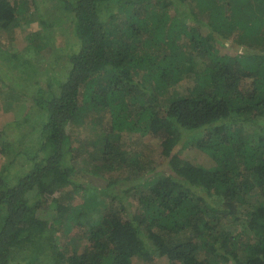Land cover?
Returning <instances> with one entry per match:
<instances>
[{
    "label": "trees",
    "instance_id": "obj_1",
    "mask_svg": "<svg viewBox=\"0 0 264 264\" xmlns=\"http://www.w3.org/2000/svg\"><path fill=\"white\" fill-rule=\"evenodd\" d=\"M38 5L0 43V264H264V0H0V34Z\"/></svg>",
    "mask_w": 264,
    "mask_h": 264
},
{
    "label": "rangeland",
    "instance_id": "obj_2",
    "mask_svg": "<svg viewBox=\"0 0 264 264\" xmlns=\"http://www.w3.org/2000/svg\"><path fill=\"white\" fill-rule=\"evenodd\" d=\"M33 16H34V21H32L30 24L28 23H23L19 21L18 18V22L16 24V27L14 26H10L9 29H7L6 31H4L3 33L0 34V43L3 44L4 46L9 47V49H13L16 48L21 50V52L23 53V55H27L31 56L32 52H34V48L35 46L38 45V39L35 38L34 34L37 33H41L42 29L40 27V23L37 21L38 17H43V18H47L48 15L47 13H45L44 11H39V5L37 8V11H33ZM64 25V24H63ZM47 29L45 28V31ZM50 30L52 31L53 34V42L55 45L58 46V44L60 43L57 39V34L56 32H60V33H64V30L60 27L54 26L52 29L50 28ZM30 33H33V35H31ZM58 33V34H60ZM65 45V43H64ZM45 53V52H42ZM49 58L51 59V55H48ZM191 81L189 79H185L182 80L181 82H179L175 87L176 90L178 92H185L191 85ZM11 92L9 94H7L5 97L10 98L11 97ZM18 98V99H17ZM8 100L10 101H14L13 99H5L2 102L0 101V105H1V110L2 112H9V111H5L4 109V102H8ZM28 101V98H25L24 96H21L19 98V96H16V102L18 105H23L26 104ZM17 112V111H16ZM14 117H17L18 114L14 112ZM6 119H8L7 117H5ZM10 118V117H9ZM6 119H4L3 117H0V129L5 128V124L6 127H8V129L6 130L7 132L5 133V135L8 134V138H11L12 140H18V136L15 133V131L13 130V121L12 119L7 121L8 123H6ZM10 125V126H9ZM80 130V135L81 136H87L88 138H91L92 134H90V132L87 131V127L85 125H82L79 127ZM131 138L133 137H128L127 139L124 140V144H123V148H131L132 146H137L138 148H140L141 150L145 151L146 153L151 154L150 152H152L153 154H155L156 156H158V153L160 152V145L157 139H150V140H141L140 138H136L135 140H131ZM29 139V138H28ZM27 138H24L25 142L22 144H27L29 143V140ZM138 139V140H137ZM182 139L186 142L188 141L187 139H185V137L183 136ZM137 144V145H136ZM1 146V145H0ZM93 149V146L89 147V150ZM176 153L180 158L185 159V160H190L191 162H194L195 164L198 165H203V166H210L212 164V161L210 160V158L202 153L201 151H198L195 148L189 147L187 149L182 148L181 145L178 144L177 147L174 148V150H172L171 154ZM159 163L161 162V166H159L157 168V170H159L160 168H165V164H166V159H160L159 157L156 159ZM5 158L0 157V169L2 167V164L5 163ZM163 163V164H162ZM128 202L131 203V205L135 206V200L133 199H129V197L126 199ZM73 230V229H71ZM70 229L65 231V232H58L57 238H58V242L61 246H69V248L67 249V251L65 252L66 256H68L71 252V246L69 245L68 242V236L73 232ZM66 234V235H65ZM184 238V237H183ZM138 261V260H137ZM21 263H25V261L20 260ZM141 262V261H140ZM166 259L164 257H157L155 259V264H166Z\"/></svg>",
    "mask_w": 264,
    "mask_h": 264
}]
</instances>
